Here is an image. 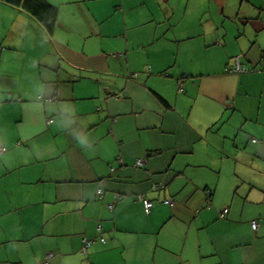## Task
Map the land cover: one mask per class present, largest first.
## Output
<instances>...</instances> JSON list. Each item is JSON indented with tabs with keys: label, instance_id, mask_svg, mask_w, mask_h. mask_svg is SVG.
Here are the masks:
<instances>
[{
	"label": "crops",
	"instance_id": "obj_1",
	"mask_svg": "<svg viewBox=\"0 0 264 264\" xmlns=\"http://www.w3.org/2000/svg\"><path fill=\"white\" fill-rule=\"evenodd\" d=\"M47 1L0 28V264H264V0Z\"/></svg>",
	"mask_w": 264,
	"mask_h": 264
},
{
	"label": "trees",
	"instance_id": "obj_2",
	"mask_svg": "<svg viewBox=\"0 0 264 264\" xmlns=\"http://www.w3.org/2000/svg\"><path fill=\"white\" fill-rule=\"evenodd\" d=\"M0 2L27 14L48 37L53 35L57 21V7L47 0H0Z\"/></svg>",
	"mask_w": 264,
	"mask_h": 264
},
{
	"label": "built area",
	"instance_id": "obj_3",
	"mask_svg": "<svg viewBox=\"0 0 264 264\" xmlns=\"http://www.w3.org/2000/svg\"><path fill=\"white\" fill-rule=\"evenodd\" d=\"M247 71H248V70H246V69L242 66V64H241V62H240V57H239V56H235V57L233 58V63H232V65H231L230 67H227V68H226V72H227V73H230V74H242V73H245V72H247ZM133 76H136V74L133 75ZM252 141H255V140H252ZM2 152H3V150L0 148V154H1ZM142 163H143V162H142L141 160H137L136 163H135V166H136V167H141V166H142ZM101 185H102V183H100V186H101ZM97 197H98L99 199H101V198L103 197V190H102L101 187H99V189L97 190ZM121 198H122V196H121L120 194H115L114 199H113V203L108 204V205H107V208H108L109 210L112 211V209H113V207H114V203L118 202ZM137 198L142 202V204H143V210H144L145 214L148 215L149 212H150V209H151L152 206H153L152 202L149 201L148 199H146L145 196H144V194H139V195H137ZM164 203H165L166 205H169V206H172V205H173V203H172L171 201H168V200H165ZM226 214H227V209H223V210L218 214V218H219V219H225ZM263 223H264V221H263ZM258 226H259V223H258L256 220H254V221L251 222V228H252L253 231L257 230ZM101 242L104 243V239L101 238ZM92 243H93L92 240L84 239V240H83V244H82V248H81V252L83 253V252H85L87 249H89Z\"/></svg>",
	"mask_w": 264,
	"mask_h": 264
},
{
	"label": "rangeland",
	"instance_id": "obj_4",
	"mask_svg": "<svg viewBox=\"0 0 264 264\" xmlns=\"http://www.w3.org/2000/svg\"><path fill=\"white\" fill-rule=\"evenodd\" d=\"M240 0H235L233 2H239ZM247 0H244L243 2H246ZM261 0H252L249 2H260ZM0 4H3L0 2ZM2 6V10H0V28H4L5 30H9V31H13V33L15 32H19L20 35L22 36V38L25 36L26 38L24 39V42L26 44V46L30 47V46H34L37 47L38 46V40L39 38L34 37V29L32 26H24V27H20L18 24L15 23H10L13 22L14 20H12V18L10 17V15L8 14V12L4 9V8H8L5 6L8 5H1ZM10 7V6H9ZM13 8V7H11ZM31 18V17H30ZM32 19V18H31ZM34 21V20H33ZM35 22V21H34ZM36 23V22H35ZM37 24V23H36ZM38 25V24H37ZM36 26V25H35ZM38 28V27H37ZM4 30V31H5ZM27 32V35H24L22 32ZM47 38V37H46ZM48 40V38H47Z\"/></svg>",
	"mask_w": 264,
	"mask_h": 264
}]
</instances>
